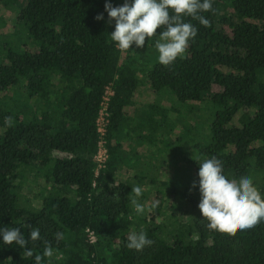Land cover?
Instances as JSON below:
<instances>
[{
	"label": "trees",
	"instance_id": "16d2710c",
	"mask_svg": "<svg viewBox=\"0 0 264 264\" xmlns=\"http://www.w3.org/2000/svg\"><path fill=\"white\" fill-rule=\"evenodd\" d=\"M106 2L0 0L3 8L18 9L14 32L21 27L28 34L16 46L0 34V228L20 227L30 239L39 227L42 239L29 240L28 248L42 255L48 240L55 250L43 264H264V220L231 236L209 230L198 207V162L213 156L226 177H252L264 196V0H214L215 13H202L211 27L185 17L198 35L171 66L159 63L156 37L146 38L142 48L134 43L119 50ZM124 2L111 0L113 6ZM101 13L104 19L97 21ZM144 77L153 93L168 90L181 104L215 107L204 138L193 141L197 161L183 160L189 170L185 187L164 181L158 190L155 179L132 175L143 158L134 165L129 159L141 143L139 135L131 139V131L158 136L168 129H160L169 120L161 108L155 117H140L139 126L126 112ZM108 87L114 92L105 135L108 159L99 169L97 121ZM8 116L12 127L5 125ZM158 116L156 127L145 121L157 123ZM165 133L153 142L160 150L170 140ZM127 140L132 152L124 150ZM176 167L177 176L182 167ZM27 174L43 181L37 207L23 194ZM137 185L143 188V214L128 199ZM117 192L118 203L112 199ZM151 196L158 203L147 206ZM141 230L155 243L142 251L127 248L128 236ZM56 231L64 233L59 243ZM23 251L5 245L0 235V264H35Z\"/></svg>",
	"mask_w": 264,
	"mask_h": 264
},
{
	"label": "clouds",
	"instance_id": "9594fccd",
	"mask_svg": "<svg viewBox=\"0 0 264 264\" xmlns=\"http://www.w3.org/2000/svg\"><path fill=\"white\" fill-rule=\"evenodd\" d=\"M214 0H125L121 6H113L111 0L105 4L108 13V23L115 21V31L111 33L112 41L116 42L119 50H128L135 43L136 47L145 46L146 38L155 39V48L158 50L159 63L171 66L178 58H183L190 41L195 40L198 28L185 17H191L204 27H211V21L202 13L213 12ZM95 19L103 20V14ZM160 29L158 32L157 30ZM7 127L13 126L12 117L4 118ZM194 160V156L192 157ZM197 161V160H196ZM199 164V191L201 201L198 205L209 230H216L235 236L238 231L250 229L264 220V196L253 182V178L243 176L239 179H229L224 174L223 163L215 156L204 159ZM197 187L193 181L192 189ZM191 191V189H190ZM129 195L131 205L137 214H143L144 206L138 198L142 196L143 188L139 185L132 187ZM112 199L119 202L121 197L117 192ZM156 207V204L153 205ZM0 235L5 245L15 243L24 249V255L34 256L35 264H43L44 258L49 260L54 255L51 241L44 240L43 254H34L28 248L29 240H41L39 227H33L30 239H26L20 227L5 226L0 228ZM53 239L59 243L64 239L62 231L53 233ZM155 242L148 238L146 232L141 230L128 236L127 248L142 251Z\"/></svg>",
	"mask_w": 264,
	"mask_h": 264
},
{
	"label": "rangeland",
	"instance_id": "374dc122",
	"mask_svg": "<svg viewBox=\"0 0 264 264\" xmlns=\"http://www.w3.org/2000/svg\"><path fill=\"white\" fill-rule=\"evenodd\" d=\"M17 10L18 9H5L0 4V20L3 21V25H1L0 28V34L4 36L5 40L8 41L9 44L12 43L14 46H16L17 44L21 45L23 42L25 43L28 37L25 29L21 27H18L17 32H14L15 28H17ZM142 79L144 81L143 85L135 95V104H137V106L132 107V109L128 110L129 115L134 114L135 108L137 107V113L141 117H143L144 115H152L155 117L157 116L155 113L156 109L158 110V108H161V110H165L167 112V115H169V120H163V122H166V125H162L160 129L163 128V130H165L168 127L165 132L170 134V140L165 141L164 149L160 150L161 145L153 143L159 136H157V132L156 134L153 133V135L150 134L151 136H147L144 132L133 133V131H131V139L135 140L139 135L141 136L139 140L141 142L140 144L143 145L141 148H139V146H134L136 147V150L134 148H131V150L134 152L127 148V150L131 151L134 156L136 155L139 156V158H143L142 162L139 161L134 167H132V170H134L132 175L135 176L143 174L145 178H147V182L155 179L157 181L156 183L158 187L154 186V188L158 190L161 188V186H163L162 183L164 181L174 189V184L178 183L182 184L185 187L188 184L189 170L186 169L185 165L183 164V160L184 158H191L197 155L196 152L193 151V141L196 140V142H198L200 141V139L204 138L206 133L205 125L206 123H208L206 122V120H209L213 116L215 107H213L212 103L206 102L199 106L181 104L176 100V97L168 90L160 94L153 93L151 91L148 79L146 77ZM9 96H12V94L9 93ZM149 106H154L156 108ZM238 116L240 115L238 114ZM159 117L160 116L157 117V123L149 122L148 120L145 121L149 123L151 127H156L157 125H159V123H161L159 122ZM139 119L137 120L138 126ZM134 127H136L135 124L133 125V128ZM184 127L195 129L191 132L185 133L183 132ZM179 136L181 137L180 140H178ZM128 141L129 140H127V145L129 147ZM57 156L62 155L57 154ZM176 166L182 167V169L178 170L177 176ZM42 188L43 181H34V177L31 174H27V179L23 186V194L27 200H30L34 204L35 207L39 206L40 204V198L38 197V195L39 193H41ZM153 203H158V201L154 196H151L149 198L147 206Z\"/></svg>",
	"mask_w": 264,
	"mask_h": 264
},
{
	"label": "built area",
	"instance_id": "2783aa9c",
	"mask_svg": "<svg viewBox=\"0 0 264 264\" xmlns=\"http://www.w3.org/2000/svg\"><path fill=\"white\" fill-rule=\"evenodd\" d=\"M114 95V92L111 87H108L105 93L104 101L102 103V108L100 111V116L97 121L98 133L100 134L99 150L95 156L96 161L98 162L99 169L104 167L108 159V152L105 147V135L106 128L108 124V108L110 98Z\"/></svg>",
	"mask_w": 264,
	"mask_h": 264
},
{
	"label": "crops",
	"instance_id": "0c3cea01",
	"mask_svg": "<svg viewBox=\"0 0 264 264\" xmlns=\"http://www.w3.org/2000/svg\"><path fill=\"white\" fill-rule=\"evenodd\" d=\"M137 97H138V96H137ZM138 105H139V104H138ZM136 106H137V104H135L133 107H136ZM139 106H140V105H139ZM141 107H142V106H141ZM137 108H138V107H137ZM137 108H135L134 114H130V115L133 117V119H135V120H138L139 117H141V116H139L138 113H137ZM129 109H132V107H130V108H128V109L126 110V112H127L128 114H129V112H128ZM137 115H138V116H137ZM135 123H136V122H133V124H135ZM136 127H137V126H136ZM141 133H142V131H141ZM160 135H163V136H164V135H166V133L164 132V133H161ZM160 135H159V136H160ZM159 136L157 137V139H156L157 141H156V142H158V140H159ZM167 136H169V135H167ZM162 138H163V137H162ZM161 140H162V139H161ZM135 143H137V142H135ZM124 145L127 147V141H126V142L124 141ZM137 145L139 146V148H141V147L143 146L142 144H137ZM126 147L124 148L125 151H126L127 148H128V147H127V148H126ZM159 148H160V147H159ZM129 157H130L129 159H131L132 165L136 164L137 161L140 159L139 156H136V155L134 156V154H130ZM126 159H128V158H126ZM128 170H129V169H128L127 167H126V168L124 167V170L121 171L122 174H123V176H127V177H128V175H127V174H128ZM129 172H130V171H129ZM132 172H133V171H132Z\"/></svg>",
	"mask_w": 264,
	"mask_h": 264
}]
</instances>
